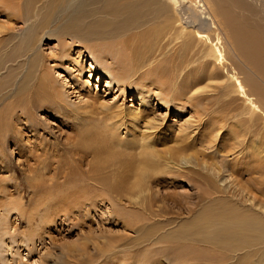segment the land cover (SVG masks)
Wrapping results in <instances>:
<instances>
[{
	"label": "bare ground",
	"instance_id": "1",
	"mask_svg": "<svg viewBox=\"0 0 264 264\" xmlns=\"http://www.w3.org/2000/svg\"><path fill=\"white\" fill-rule=\"evenodd\" d=\"M0 16L5 19L0 20V33L5 32L0 35V100L11 98L24 110L20 113L22 119L15 115L14 120L33 137L39 138V129L46 132V125L35 116L38 110L49 112L53 106L51 111L66 117L69 111L65 106L67 80L59 83L46 66L50 55L42 56L38 47L43 39H57L59 47L53 52L59 64L67 59L79 75L85 70H98L109 79L107 83L121 85V90L137 89L135 93L141 99L156 96L159 103L190 110L193 119L198 118V123L192 118L185 120L179 134L173 135L170 130L158 141L160 135L158 139L153 134L161 127L153 124L148 111L142 113L144 106L128 110L125 116V111L115 106L116 115L124 116L130 124L141 120L146 129L142 135L132 137L134 141L127 140L125 145L117 142V146L127 147L125 155L113 153L105 139L89 129H76L78 138L69 142V151L94 157L88 171L70 172L73 166L68 170L62 167L65 173L62 168L58 173L64 174V180L56 176L61 182L52 175L43 176L49 190L70 183L62 195H55L57 200H71L82 206L87 201L107 199L118 205L123 215H116L117 208L113 209L114 220H119L121 228L132 236L119 237L120 243L112 247L106 243L102 248L104 264L121 253L125 254L122 264H146L153 257L149 264H264V0H0ZM17 24H25V33L14 31ZM21 58L26 59L27 67L23 75L19 71ZM34 81L35 87H30ZM217 81L221 83L216 85ZM210 88L227 96L236 91L246 107L238 111L239 107L229 108L226 103L221 109L227 114L236 109L241 118L245 115L250 122L246 126L252 129L243 128L246 123L230 120L229 134L215 144L224 123L210 120L205 127L199 123L200 115L195 116L201 99L207 101L215 96V91H211L213 95L207 92L209 96L202 93ZM41 96L49 97L51 103L41 101ZM12 105L0 110V121L7 126L4 115H12ZM109 118L112 119L102 117L104 125ZM121 122L118 125L133 132L132 125ZM114 126L117 128V122ZM21 129L10 132L8 137L18 150ZM2 130L1 133L5 131ZM189 130L192 131L187 133ZM170 135L174 144L164 141ZM39 139V145L25 146V156L33 161V167L47 170L48 163L42 162L44 159L41 161L37 153L61 143ZM197 144L209 152L195 149ZM231 150L238 155L223 157V162L216 159L217 153ZM191 159L200 169L186 166L189 161L191 165ZM107 169L109 174H104L102 171ZM147 172L149 176H145ZM225 173L233 176L229 185L222 183ZM184 181L199 189L190 195L196 198L192 207L179 202V210L183 211L180 214L171 213L164 204L152 208L156 206L152 199L159 192L152 191L150 185L176 186ZM142 185L149 191V205L144 200L137 206L131 200L144 191ZM0 191L2 195L9 194L7 185L0 184ZM161 195V202L172 196ZM113 198L124 199L130 207L122 210ZM132 207L144 208V214L135 213ZM0 212L6 228L8 208ZM185 213L187 216L182 217ZM136 251H141L142 256L134 262Z\"/></svg>",
	"mask_w": 264,
	"mask_h": 264
},
{
	"label": "rangeland",
	"instance_id": "2",
	"mask_svg": "<svg viewBox=\"0 0 264 264\" xmlns=\"http://www.w3.org/2000/svg\"><path fill=\"white\" fill-rule=\"evenodd\" d=\"M0 20L4 21L5 19L0 16ZM0 23L2 22L0 21ZM25 30V24H17L14 31L16 33H25ZM4 33L5 32H2L0 33V35ZM40 43L41 44L38 45V47L42 56L45 57L47 55H50L48 60L46 59V66L52 69V76L57 79L59 83H61V81L63 82V80L65 79L67 80V87L64 88L66 96L65 99L67 100L65 106L67 107V109H69V111L67 117L63 114L57 115L54 111H51L53 109V106H51L52 104L47 103L49 107L51 106L50 108H52H49V112L48 109H45V111L40 109L36 112L35 116L39 120H41L43 124L46 125L45 130L48 133L47 134L46 132H44L43 129H39V138L46 139L49 142L57 141L61 143L54 147H51L52 149L40 150L39 153L41 154V158L40 155H38L39 153H37V156L40 160L44 159L43 161L41 160L42 162L46 161L45 163H48V165L46 166L47 170H44L45 168H43V170L41 168H38V170L37 168H35V166L33 167V161L28 160L29 158L25 156L26 152L24 148L25 146L30 148L32 146L34 147L35 145H39L38 142L40 139L33 137L31 133L27 132L25 127L23 128V126L18 122L16 124L14 120L15 115H19L22 119L23 114H20L21 112H24L22 108L17 106L15 102H12L11 98L0 100L1 111L5 109V107L9 109L10 106L14 104L12 105V115L11 113H8V115H4V117L7 116V119L5 120H8V126L5 121H0L2 127L0 129L5 130H2V133L0 132V184L7 185V190H9V194L7 195L0 194V210L8 208L6 228L3 225L4 216L0 212V264H104L102 261L103 246L106 243H108L111 247L113 245H118L120 243L119 237L125 234L131 235L129 231H125L123 228H121V223L117 222L119 220H114L117 214L123 215L122 211L118 210V205L115 206L111 204V202L107 199L98 201L97 203L96 201L92 203H89L87 201L84 202V205L82 206L81 203L76 204L71 200L69 202L57 200V198H55V195L60 194L61 192L62 195L63 192L69 188L70 183L66 182L63 186H60L58 188L56 187L54 188V190H49L47 186H45L46 181L44 180V177L52 175L53 178L55 177L54 179L58 178L57 182H61L62 180H64V174H62V172L65 173V171L68 170V167L70 168L73 166L70 169V172H72L73 169L88 171L90 163L94 161V157L92 159L91 155H83L82 153L76 151H69L71 149L70 144H72L69 142H73L78 138L76 129H89L88 131H92V133H95V135H97L98 137L105 139L108 148L112 149L113 153L123 156L126 154L127 147L124 149L123 146H117V142H119L121 145H125L127 143V140L129 142H131L132 140L134 141V139L138 137V135H142L143 132L146 131L141 120H137V123L136 121H133L132 124L127 123L128 119H126L124 116L125 114H127L128 110L131 109L137 111L144 106V108L140 109L142 113L148 111L149 119L151 117L155 121H152L154 122L153 124L156 123L159 127H161L159 131L155 133V135L153 134V136L156 137H159L160 135V139L157 137L159 139L158 141H161L162 136L170 130H173V135L175 133H178V131L180 130L179 128L183 125L185 120L191 118L193 119V116L190 110L186 111V109L183 110L180 107L175 109L173 107L167 106L166 104L159 103L156 96H151L149 97V99H143L142 97L141 99V97L135 93L137 92V89H135L134 91L131 88L130 90L124 87L125 89L121 90V85H118L116 83H107L109 79H107V77L101 74L98 70H85L79 75V72L77 73L76 71H74L70 63L68 61L66 62L67 59L63 60L64 63L62 62V64H59L61 63V61L58 60L57 56L54 55L55 52H53L58 49L57 47H59L57 39H43ZM76 49L77 47H74V50ZM51 54L54 56H52ZM19 61L21 63L19 71L20 74L23 75L27 69L25 64L26 59L21 58ZM35 83L36 81L31 82L30 87H35ZM215 83L216 85H219L221 82H219V84L218 81ZM204 90L202 91V93L205 96L209 94H207V92L209 91L212 95L215 91V96H213L211 100L207 101H203L201 99L204 104L202 102L200 103V107L198 108V111H196L197 113H195V116L196 114L200 115L199 118L202 120L200 121L199 119V123L203 122L205 127L207 126V124H209L210 120H220V122L222 121L221 125L222 123H224L222 128L218 130L215 144H217L219 140H222L224 136L229 134L227 127L231 122L230 120H233L232 122H240L241 125L242 123H246L242 127H245V129H249L250 125H246H248L250 122L245 120V115H243L241 118L240 114L237 113L239 110L242 111L243 108L246 107V105L243 103L242 97H240L238 93H235L236 91L231 93L229 92V96H227L228 94L226 95L223 92L218 93L216 88L206 89L205 91ZM152 92L154 93V90ZM43 97L41 96V99ZM47 98L49 97H45L41 101H44V103L49 101V103H51L52 100H49ZM226 103L227 105H229V108L233 107V109H237L239 107V109H237L238 111L235 109L234 111H231L227 114L226 112H224V109H221L222 106L225 107ZM241 104L243 106H241ZM115 106L120 107L121 110L125 111L123 117L120 114L116 115L117 110ZM147 109H149L150 111ZM221 110H223V112ZM213 111H215L217 114L214 115ZM223 113H225V116ZM112 114L116 115L117 118H115L116 116H113ZM233 115H237V118ZM119 116L120 118H118ZM102 117L103 119H106L108 117H111L112 119H107L109 122L105 123L104 125L105 120L102 121ZM121 119L122 122L120 121ZM192 119V122L198 123L197 117H194L193 120ZM99 120L102 121L103 125ZM111 120L114 121V123L111 122ZM223 120L225 121L223 122ZM115 121L117 122V128L115 126L113 127V124H116ZM119 121L128 126L130 124L129 127H131L132 125L131 130L133 132H128L127 130H125L123 125H118V123H120ZM14 124L16 125V127H14ZM22 124L28 125V123L25 121H22ZM107 126L110 127L111 130H114L116 133H112L114 131L108 129ZM165 126H168L169 129ZM97 127L100 128L98 129ZM19 128H22L21 131L23 132V135L21 136V145L18 150V148H16V146L14 145L13 140H9L8 137L11 134L10 132H12L13 134V131ZM198 128H200V125ZM191 131L192 130H189L187 133ZM247 134L245 136L248 137L249 133ZM245 136L244 139L246 140L247 138ZM132 137L134 139H132ZM166 137L167 138L164 137L165 139H167L164 140L165 142L174 144L171 140V138L173 137L172 135ZM201 148L202 147L198 146V144L195 146V149ZM202 150L204 149L202 148ZM204 151L209 152L208 150ZM23 152L25 153L23 154ZM18 153L21 155H19ZM233 154H236L235 150L223 152L222 154L217 153L216 159H220L221 162H223L225 161L224 158L226 157L227 159H231V157L234 156ZM27 156L30 155L27 154ZM71 158L72 160L76 159V161H78L73 162L71 161ZM105 159L106 157H102V160ZM49 160L50 162H48ZM192 162L193 159H191V165L189 161V163L187 162L186 166H192L193 168L195 167V169H200L197 165H195V162ZM61 168L63 169V171L61 172V174H59V169ZM102 172L104 174H109V169H107L106 171L103 170ZM57 175H61V178L63 179L61 180L60 177L56 178ZM145 176H149V172L145 173ZM232 177L231 174L225 173L224 178H222V183L229 185L233 180ZM156 178H159V175ZM75 184L73 188L75 187ZM141 187L142 189H144V191L141 192L137 198L131 200V202L135 203L138 206L145 200L148 201L147 204L149 205V191L147 193L146 185H142ZM150 188L152 191L156 189L159 190H156L157 192H159V196L152 199V204H156V206L154 205L156 208H154V206L152 208L157 209L158 206H162V204H164L166 206H169L170 209H168L171 213L173 212L176 214H180L183 212L179 210L178 203L181 202L180 204L182 206H184L183 204H185L186 206L188 205L192 207L195 204L194 201H196V198H193L190 195H193L195 191H199V189H193L191 187V184L185 181L184 183H177L176 186H155L154 184H152L150 185ZM169 193L172 194V196H170L171 199L168 196L166 198L167 200H164L163 202H161L160 200L158 201L161 194L165 195ZM114 199L118 201L120 206L122 205L121 208L130 207V204L124 199L119 200V198H113V200ZM79 206H81V208H79ZM116 208L117 210L115 215V212L112 213V210ZM139 208L140 207H132V209H135L137 211H135V213L141 212V215H143L144 208ZM147 211L149 210L146 209L145 212ZM181 215L182 217L187 216L186 213ZM140 252L141 251H136L135 259L133 260L134 262L138 261V259L141 258L142 255ZM113 253L115 254V250H113ZM147 255L149 258V254ZM124 257L125 254H117L111 259L112 261L110 260V262H108L107 264H122ZM154 259V257L152 259H149L146 264H149V261H152Z\"/></svg>",
	"mask_w": 264,
	"mask_h": 264
}]
</instances>
